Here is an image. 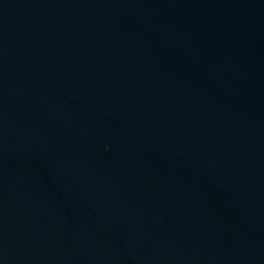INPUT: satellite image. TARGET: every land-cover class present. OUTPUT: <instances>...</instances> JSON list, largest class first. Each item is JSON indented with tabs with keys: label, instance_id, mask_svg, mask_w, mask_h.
<instances>
[{
	"label": "water",
	"instance_id": "95a60500",
	"mask_svg": "<svg viewBox=\"0 0 264 264\" xmlns=\"http://www.w3.org/2000/svg\"><path fill=\"white\" fill-rule=\"evenodd\" d=\"M0 264H264V0H0Z\"/></svg>",
	"mask_w": 264,
	"mask_h": 264
}]
</instances>
